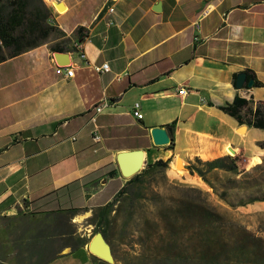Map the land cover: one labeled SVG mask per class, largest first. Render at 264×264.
Returning a JSON list of instances; mask_svg holds the SVG:
<instances>
[{
  "label": "crops",
  "instance_id": "1",
  "mask_svg": "<svg viewBox=\"0 0 264 264\" xmlns=\"http://www.w3.org/2000/svg\"><path fill=\"white\" fill-rule=\"evenodd\" d=\"M42 1L59 37L0 64V237H14L2 264H102L89 250L94 236L73 245L55 238L60 221L103 209L108 184L126 182L120 152L185 165L227 156L230 146L246 170L262 160L264 131L219 107L235 96L264 101V0H55L60 9ZM77 42L84 57L68 55L67 79L52 48L69 53ZM105 62L110 71L98 75ZM246 70L262 87L233 84ZM172 123V144L155 146L151 130Z\"/></svg>",
  "mask_w": 264,
  "mask_h": 264
},
{
  "label": "trees",
  "instance_id": "2",
  "mask_svg": "<svg viewBox=\"0 0 264 264\" xmlns=\"http://www.w3.org/2000/svg\"><path fill=\"white\" fill-rule=\"evenodd\" d=\"M35 1L36 5L29 8L30 2ZM58 32L53 27L51 12L44 5L42 0H0V64L7 59L14 58L26 51L36 48L49 41L53 32ZM56 52H64L66 49L60 47L52 48ZM69 51V50H67ZM246 81L253 79L254 87H262L254 75L246 70ZM237 75L233 77L235 84ZM219 109L226 115L233 118L239 126L255 128L264 131V101H254L235 96L231 102L225 103ZM174 123L167 128H172ZM172 144V143H171ZM170 144V145H171ZM264 148V143L258 144ZM170 160L161 159L152 164H147L144 172H138L126 180L121 186L119 181L110 182L104 189L103 195L110 199L104 204L108 209L128 194L131 185L139 182L140 177L152 168L168 169ZM174 166L182 167L178 162ZM186 170L190 175H198L202 181L213 190L218 198L224 201L230 208L243 207L254 202H264V157L262 162L249 170L239 169L237 156H222L213 160L202 161L198 158L189 161ZM218 172L228 174V178L221 182L222 187L218 192L217 187L210 181V175H218ZM114 173H110L112 178ZM246 192V200L230 193ZM198 198H187L180 201V207L175 211L167 209L163 204V216L160 218L165 231L173 232L179 226V220H183L185 227H191L196 222L201 230L198 234V257L204 264H253L251 257L257 263L264 259V252L257 250L259 246L250 247L251 234L244 229L236 232L233 228H227L225 217L211 205L207 197L201 191H196ZM106 194V195H105ZM95 199L88 203V206H95ZM95 233V230H94ZM195 235V236H196ZM254 241V242H255ZM252 242V243H254Z\"/></svg>",
  "mask_w": 264,
  "mask_h": 264
},
{
  "label": "rangeland",
  "instance_id": "3",
  "mask_svg": "<svg viewBox=\"0 0 264 264\" xmlns=\"http://www.w3.org/2000/svg\"><path fill=\"white\" fill-rule=\"evenodd\" d=\"M46 3L48 4V0ZM35 5L36 2L31 1L29 8ZM44 5L46 6L45 3ZM58 37L56 31L50 36L52 39ZM237 158L239 169H244L243 159L238 156ZM147 164L149 163L144 162L139 173L146 170ZM173 164H168L167 170L160 168L147 170V173L140 177L139 182L131 185L128 194L112 207L78 212L76 223L71 220L60 221L61 225L57 228L55 241L59 240L62 245H73L77 242H88L96 233H101L114 257L111 264H204L198 257V235H196L202 231L201 227L193 222L191 224L194 225L188 228L189 225L185 227L184 221L179 220L180 225L175 228L174 235V231L164 230L160 220L165 210L163 204L168 207L167 209L175 211L180 207V201L198 198L199 194L196 192L198 190L204 193L211 205L225 217L228 229L233 228L236 232L240 229L246 230L252 238L261 240L250 239L248 245L253 248L252 245L256 244L254 246L260 247H257L258 252L259 250L264 252V202L230 208L198 175L194 174L192 178L189 174L182 173L186 170L187 164L182 167ZM170 168L179 175L171 174L168 171ZM228 176L218 172L217 176L210 175L209 179L220 192L221 182ZM217 178L221 182L217 181ZM246 194L244 191H234L230 193L229 199L237 195L246 200ZM13 238V236L0 237V261H5L3 245L13 241ZM250 261L253 264H264V259L260 261L261 263H257L256 259L251 257ZM102 264L110 263L102 261Z\"/></svg>",
  "mask_w": 264,
  "mask_h": 264
},
{
  "label": "water",
  "instance_id": "4",
  "mask_svg": "<svg viewBox=\"0 0 264 264\" xmlns=\"http://www.w3.org/2000/svg\"><path fill=\"white\" fill-rule=\"evenodd\" d=\"M60 5H57L58 8ZM155 11L159 10V6L157 5L154 8ZM54 58L56 59L57 64L64 65L69 62L68 60V53H61L56 52L54 53ZM246 81V74L240 73L236 77L235 86L237 88H241ZM254 80L251 79L247 81L246 86L248 88L253 87ZM171 128H153L150 132L152 142L155 146H165L171 143L170 133ZM143 152L140 150L135 151H123L117 154L116 162L119 168V172L121 177L127 179L136 173L142 168L144 162H141L140 158L138 157ZM104 247L106 249L104 250ZM89 250L92 254L100 258L101 260L105 261L106 263H113L114 257L112 255V251L108 243L106 242L105 238L101 233H96L89 243ZM109 256V259H105L103 256Z\"/></svg>",
  "mask_w": 264,
  "mask_h": 264
},
{
  "label": "built area",
  "instance_id": "5",
  "mask_svg": "<svg viewBox=\"0 0 264 264\" xmlns=\"http://www.w3.org/2000/svg\"><path fill=\"white\" fill-rule=\"evenodd\" d=\"M52 2L49 3V5H52L53 7L55 6L54 3H55V0H51ZM56 7V6H55ZM107 11L109 13H113L114 9L113 7H109L107 9ZM208 11L207 10H204L201 14H200V19L197 20L195 23H194V27L196 30H199L200 29V23L199 21L201 20V18H204L206 15H207ZM113 23L111 21H109L107 23V26L110 27ZM194 40L197 41L198 40V37H194ZM86 41L87 42H90V39L86 38ZM70 51L68 53L69 56H71L72 53H78L80 57H84V55L82 54V51H83V43L82 42H77V43H74L71 48H70ZM71 59V57H70ZM55 68H56V73L58 75H61V76H64L65 78L69 79V78H72L74 76V68L73 66L71 65L70 61L67 63V64H64V65H60V64H57L55 63ZM94 70L95 72L98 74V75H102V74H105L107 72L110 71V68H109V64L108 63H102L98 66H95L94 67ZM106 103H103L102 105H97L93 108L95 114L99 113L102 109L103 106H105ZM132 115L137 118V119H141L142 118V114L139 113V104L138 103H135L133 105V111H132ZM94 120V118H93ZM98 135H95L94 134V137L93 139L94 140H98Z\"/></svg>",
  "mask_w": 264,
  "mask_h": 264
},
{
  "label": "bare ground",
  "instance_id": "6",
  "mask_svg": "<svg viewBox=\"0 0 264 264\" xmlns=\"http://www.w3.org/2000/svg\"><path fill=\"white\" fill-rule=\"evenodd\" d=\"M59 8H60V6H59ZM225 153H226L227 156H234L235 155L234 154V150L230 146H227L225 148ZM138 157L140 158L141 162L144 161V154L143 153L140 154ZM259 163H261V160L259 158L254 157L252 159V161H251V166H255V165L259 164ZM105 249H106V247H104V250ZM103 257L105 259H109V256H107V255L106 256H103Z\"/></svg>",
  "mask_w": 264,
  "mask_h": 264
}]
</instances>
